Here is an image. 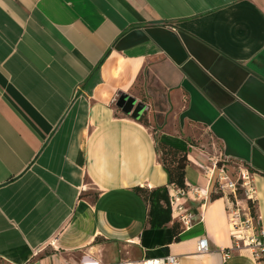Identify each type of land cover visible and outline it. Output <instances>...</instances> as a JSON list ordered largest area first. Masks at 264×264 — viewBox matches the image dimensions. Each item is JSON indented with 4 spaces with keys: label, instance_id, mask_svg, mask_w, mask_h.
Listing matches in <instances>:
<instances>
[{
    "label": "crops",
    "instance_id": "0c3cea01",
    "mask_svg": "<svg viewBox=\"0 0 264 264\" xmlns=\"http://www.w3.org/2000/svg\"><path fill=\"white\" fill-rule=\"evenodd\" d=\"M199 133L264 178V0H0V264H256ZM160 142L187 154V228L139 191L176 189Z\"/></svg>",
    "mask_w": 264,
    "mask_h": 264
},
{
    "label": "built area",
    "instance_id": "2783aa9c",
    "mask_svg": "<svg viewBox=\"0 0 264 264\" xmlns=\"http://www.w3.org/2000/svg\"><path fill=\"white\" fill-rule=\"evenodd\" d=\"M200 168H202L207 177H212L213 169L216 168V161L213 162V165L210 167L204 166L202 164H198ZM219 170L218 174H215L214 183L215 188L218 191L224 192V191H230L232 192L236 198L237 193V185L240 184L241 188L243 189V192L245 193L247 199H250L252 201H256V189H255V181L253 173L247 169L244 168L241 170L238 174V177L236 180H233L234 177L230 178L228 175L224 173L223 168H217ZM191 190L199 194L202 190L197 187H191ZM185 189L178 188L174 190L173 193L169 191V203L171 209L177 212V218L180 220L184 228L189 227L190 225V217L191 213L188 210H185L183 205H174L178 203L180 196L184 195ZM232 221L235 220V218L239 217L238 212L233 213ZM258 219V230L254 229V227L250 224V230L251 232L246 235L245 238L242 240V244L239 242H235V248L239 249L241 247H247L254 258V261L256 264H264V228L261 226L259 217ZM246 222H249V218L245 220ZM235 225V222H233ZM233 237L238 239L237 235L232 232ZM208 249V241L206 237H202L197 241V250L199 252H206ZM228 256L227 254H225ZM22 264H39L35 260H27L26 262ZM63 264H109V263H103L96 259H85L81 260L78 263H63ZM111 264H179L178 257L171 254H166L163 256H146L139 260H129V259H121L115 263Z\"/></svg>",
    "mask_w": 264,
    "mask_h": 264
},
{
    "label": "rangeland",
    "instance_id": "374dc122",
    "mask_svg": "<svg viewBox=\"0 0 264 264\" xmlns=\"http://www.w3.org/2000/svg\"><path fill=\"white\" fill-rule=\"evenodd\" d=\"M197 141L202 144L203 148L207 151V155L212 157L216 154V148L212 144L211 139L205 136L203 133L198 134ZM212 160L216 161V168H223L224 173L228 175L230 178L234 177L233 180H236L238 177V174L241 170L244 168H247L244 164L236 163L234 161L222 158L219 160H214L212 157ZM248 169V168H247ZM255 188H256V199L257 201H252L250 199H247L245 193L243 192V189L241 188L240 184L237 185V193L236 198L231 197L232 199V205L230 207V228L231 232H234L237 236H240L241 238L236 239L235 242H239L242 244L243 238L246 237L248 233L251 232L250 230V224L254 227V229L258 230V219L256 215V204L258 208V212L261 217V226L264 228V178L257 175L255 178ZM217 190V189H216ZM218 191V190H217ZM221 192V191H218ZM222 193V192H221ZM242 203L244 207L242 206ZM250 204H252L254 209V215L251 214V207ZM238 212L239 217L235 218L234 221H232L233 213ZM249 218V222H246L245 220ZM235 222V225L233 224ZM235 239V238H234ZM235 247V243H234Z\"/></svg>",
    "mask_w": 264,
    "mask_h": 264
},
{
    "label": "trees",
    "instance_id": "16d2710c",
    "mask_svg": "<svg viewBox=\"0 0 264 264\" xmlns=\"http://www.w3.org/2000/svg\"><path fill=\"white\" fill-rule=\"evenodd\" d=\"M159 149L162 163L166 167L169 175L170 183L175 187L185 189V168L188 163L186 152L163 142L159 143ZM139 191H141L149 205L148 216L150 225L154 226L156 220H159V223L156 225H164L167 223L170 220L171 209L169 203V188L158 187L146 190L139 189ZM160 200H163L166 203V207L162 208ZM250 207L251 214L254 215L255 213L252 204H250ZM177 220L180 222L179 219ZM173 238H177V234H174Z\"/></svg>",
    "mask_w": 264,
    "mask_h": 264
},
{
    "label": "water",
    "instance_id": "95a60500",
    "mask_svg": "<svg viewBox=\"0 0 264 264\" xmlns=\"http://www.w3.org/2000/svg\"><path fill=\"white\" fill-rule=\"evenodd\" d=\"M124 112H130L134 118H138L143 111V103L136 101V99L128 94L121 93L116 102Z\"/></svg>",
    "mask_w": 264,
    "mask_h": 264
},
{
    "label": "bare ground",
    "instance_id": "6f19581e",
    "mask_svg": "<svg viewBox=\"0 0 264 264\" xmlns=\"http://www.w3.org/2000/svg\"><path fill=\"white\" fill-rule=\"evenodd\" d=\"M238 239L241 238L240 236L237 237Z\"/></svg>",
    "mask_w": 264,
    "mask_h": 264
}]
</instances>
